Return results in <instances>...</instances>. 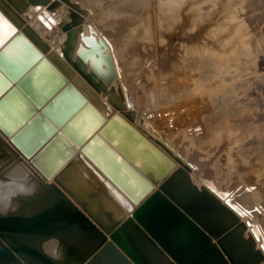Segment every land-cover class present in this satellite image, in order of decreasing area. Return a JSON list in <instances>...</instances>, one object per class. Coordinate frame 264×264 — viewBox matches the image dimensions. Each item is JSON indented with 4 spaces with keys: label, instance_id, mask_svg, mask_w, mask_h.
<instances>
[{
    "label": "water",
    "instance_id": "water-1",
    "mask_svg": "<svg viewBox=\"0 0 264 264\" xmlns=\"http://www.w3.org/2000/svg\"><path fill=\"white\" fill-rule=\"evenodd\" d=\"M31 2L51 9L70 5L64 56L30 25L23 29L34 42L18 30L24 25L21 12ZM76 5L71 0H0V17L15 28L10 34L0 20V118L12 120L9 132L23 124L12 137L20 143L32 126L47 123L53 128L45 142L38 133L27 157L0 134V208L7 210L0 213V264H259L262 255L251 237L244 238L246 223L239 221L233 205L228 207L206 186L199 187L187 164L165 178L175 161L118 113L106 120L83 94L81 89L105 107L98 94L102 91L114 107L123 106L108 88L116 72L107 46L91 25L89 34L81 28ZM13 44L18 54L30 52V58H10L8 47ZM39 75L49 83L43 89L36 88ZM59 85L62 89L55 93ZM108 108L111 114L113 107ZM118 128L145 142L150 153L139 151L142 155L135 158L119 139ZM60 142L66 148L55 154ZM78 146L82 152L59 170ZM140 156L143 161L136 167L133 163ZM145 174L164 181L150 193L154 184ZM123 195L138 205L133 207Z\"/></svg>",
    "mask_w": 264,
    "mask_h": 264
},
{
    "label": "rangeland",
    "instance_id": "rangeland-1",
    "mask_svg": "<svg viewBox=\"0 0 264 264\" xmlns=\"http://www.w3.org/2000/svg\"><path fill=\"white\" fill-rule=\"evenodd\" d=\"M91 1L81 2L99 10L107 3ZM116 8L112 16H99L103 31L141 19L119 47L129 61L137 109L145 111L144 97L164 80L172 92L176 87L180 104L175 98L168 105L185 101L186 114L195 113L202 129L192 136L184 131L186 139L176 137L174 144L258 207L264 220V0H120ZM159 123L169 128L166 120Z\"/></svg>",
    "mask_w": 264,
    "mask_h": 264
},
{
    "label": "bare ground",
    "instance_id": "bare-ground-1",
    "mask_svg": "<svg viewBox=\"0 0 264 264\" xmlns=\"http://www.w3.org/2000/svg\"><path fill=\"white\" fill-rule=\"evenodd\" d=\"M72 2H77V9L81 11V22L79 23L81 28L85 31V33L89 34L90 29L89 25H91V30H95V36L96 38H102L106 44L105 51L108 53V55L113 59L114 63V69L116 72V75L112 79L110 85L108 86L109 89H113L117 99L123 103V106L121 108L114 107L110 101L107 99V96L104 92H98L99 96L106 102L105 107H99L92 99L91 97L84 92L79 86V89L83 92V94L88 98L89 101H92V103L97 106L99 111L106 117V120H109L111 115L118 113L121 118L129 122L134 128H136L143 136H145L151 143L155 144L164 154L168 155L172 160L175 161L176 166L173 167V169L165 176L168 177L175 169H177L179 166H182L183 164H187L190 166V174L193 179V181L200 187V186H206L209 190H211L217 198L226 204L228 207H231L233 205L235 208L231 207V209L235 212V214L238 216L239 221L245 222L246 225L243 230V236L246 240L252 238L254 242L255 249H257L260 254L262 255L260 259L259 264H264V220L262 216L259 213L258 207L254 206L250 202L246 201L245 199H241L238 197L235 192L229 188H226L224 185H222L219 178H216L210 174H207L202 171L203 164L197 162L194 158L186 156L179 148L174 144L176 137H180L181 140L183 136V132L187 133L189 136L192 135H200L201 133V123L199 121V118L195 113H192L191 115L186 114L187 113V104L184 103L185 101L181 98L180 101H182V107L176 106L172 107L168 104L170 102L171 105L173 104V100L175 99V103L177 102V96L174 94V88L173 92L170 90V87L168 85L169 82H166L164 80L163 87L159 89L150 88L147 95L144 97V105H145V111L140 112L139 109H137L135 104V97H134V89H135V83L132 84L130 82L129 76L127 75V64L128 60L124 59L123 56L120 55V42L123 38V35L125 32H129L128 35L131 33L133 34L139 27V24L141 23V19L137 18V16H133L129 21H122L119 22L116 26H114L113 30L106 32L103 31L98 23L101 19H99V16H112L113 14H116V11L118 8L117 3L120 0H110V2L105 3L104 7L99 10L96 8L98 4L95 3V7L87 5L83 6L82 0H71ZM96 1V0H95ZM91 1V2H95ZM98 2V1H97ZM112 3V4H110ZM237 4V3H236ZM238 6V5H237ZM70 5L66 3L58 4L55 9L49 8L46 4L41 3H30L29 6L21 12V15L24 19V25L19 27L18 30L25 33L27 36L28 34L24 31L23 27L28 24L30 25L37 34L45 40L49 46L56 50L59 54L64 56L63 53V44L65 40L68 38V32L69 29L64 28V24L66 22H71V15H70ZM140 19V20H139ZM2 29V27H0ZM30 38V36H28ZM32 40V38H30ZM79 40H81V37L79 35ZM33 41V40H32ZM127 41V38H126ZM34 42V41H33ZM37 45V44H36ZM3 46L0 45V48ZM38 46V45H37ZM41 51L43 52V56H46L51 60L53 63H55L49 56L48 53L45 52L40 46H38ZM20 50L17 48V44H13L10 47H8V52L11 55L10 58L17 54L19 56L18 59H28L30 58V52H24L21 54V52L18 54L16 51ZM40 51V52H41ZM17 55H15L17 57ZM24 56V57H23ZM76 55H74L75 57ZM27 66V68L23 71L21 76H23L25 73H27L33 66V63L37 62V59L32 60ZM24 61L20 60V64H22ZM55 65L59 68V66L55 63ZM89 68L90 62H88ZM2 69V68H1ZM61 70V68H59ZM42 70H45L43 68ZM62 71V70H61ZM63 72V71H62ZM64 73V72H63ZM65 74V73H64ZM67 75V74H65ZM21 76L19 78H21ZM68 76V75H67ZM69 81H73L71 77H68ZM170 80V79H169ZM51 85L55 84L56 82H51L48 80ZM16 82L13 81L12 84H15ZM36 88L37 89H43L46 85H49V83L44 80L43 78H40V75L36 78ZM171 83V82H170ZM175 83V82H174ZM55 90V93H57L59 90H61L62 86ZM186 87V86H185ZM192 89V88H188ZM180 90V89H179ZM182 90V89H181ZM185 90H182L186 92ZM190 90H188L187 93H190ZM194 92V90H192ZM191 92V93H193ZM53 93V94H55ZM185 94L186 96L189 94ZM52 94V96H53ZM177 94V93H176ZM181 94V95H183ZM194 94V93H193ZM196 94V93H195ZM192 95V94H190ZM51 96V97H52ZM143 96V95H142ZM176 96V97H175ZM51 97L47 98L45 102H43L42 105L37 107V110L40 111L42 107L48 102ZM181 97V96H180ZM183 97V96H182ZM188 97V96H187ZM142 98V97H140ZM139 98V100H140ZM180 98H178L179 100ZM189 99V98H188ZM143 101V100H142ZM178 103V102H177ZM180 104V103H178ZM186 104V105H185ZM174 105V104H173ZM177 105V104H176ZM113 107V110L111 114H108V107ZM166 106V107H165ZM168 106V107H167ZM58 105H56L55 108H57ZM162 108H167L164 111L161 110ZM200 114V113H199ZM32 118V116H31ZM28 118L27 122L31 119ZM159 119L166 120L168 129H165L160 123ZM0 121L2 123V127L0 128V134L11 144L18 147L19 153L22 156H26V150L31 149L34 147V145L31 144V142L37 138L38 133L43 135V141L45 142L50 138V136L53 134V128L51 125L47 123H41L39 128L37 129L36 126L32 128V130H28L26 133V136H23L20 141L17 142L12 140V137L20 130L23 124H21L14 132H9L8 128H11L13 126L12 120L7 118H0ZM53 122L52 120H50ZM54 123V122H53ZM58 129H61V126H59ZM40 130L44 131V133H41ZM9 135H7V132ZM95 132H98V128L93 131V133L90 135V138L95 134ZM47 133V134H46ZM118 136L119 139H122L126 143V150L133 154V156L136 158L137 155H140L141 153H138L139 151H145L150 153V150L145 146V142L137 138L135 135H133L130 131L124 130L122 128H118ZM105 137V136H104ZM182 137V138H181ZM88 138L87 140H89ZM106 138V137H105ZM186 139V136L184 137ZM107 139V138H106ZM178 139V138H177ZM85 140V142L87 141ZM109 141V139H107ZM179 140V141H180ZM74 141V140H73ZM183 141V139H182ZM181 141V142H182ZM113 146L114 142L112 143L109 141ZM183 143H181L182 145ZM189 143H187L188 145ZM61 148L57 147V150L55 154L63 152L66 148V144L64 142H60ZM183 146V145H182ZM121 151V150H120ZM195 151V149H194ZM199 151V150H198ZM82 152V146H78V149L76 152L71 154L68 158V160L62 162L60 164L59 170L63 168V166L74 157L77 158L78 154ZM200 152V151H199ZM123 152L121 151V154ZM136 153V154H135ZM195 154H199L198 152H194ZM124 154V153H123ZM122 154V155H123ZM142 155V154H141ZM133 164L137 167V165L141 162V159L143 161V158L140 156L138 157ZM206 163V162H205ZM36 166V165H35ZM41 171V170H40ZM42 172V171H41ZM44 174V172H42ZM45 175V174H44ZM146 175V174H145ZM46 176V175H45ZM147 176V175H146ZM48 177V176H47ZM151 182L154 184L153 189L150 191V193L154 192L156 189L159 188L160 184L164 180L154 181L149 176H147ZM54 180V175L52 174L50 176ZM158 179V177H156ZM218 193H217V192ZM122 196V194H121ZM124 196V195H123ZM125 197V196H124ZM229 197V202L226 201V199ZM126 200L130 204H132L133 207L137 206L138 203H134L132 200H129L128 197H125ZM230 203V204H229ZM254 206V207H253ZM130 214V211L128 210V215Z\"/></svg>",
    "mask_w": 264,
    "mask_h": 264
},
{
    "label": "snow or ice",
    "instance_id": "snow-or-ice-1",
    "mask_svg": "<svg viewBox=\"0 0 264 264\" xmlns=\"http://www.w3.org/2000/svg\"><path fill=\"white\" fill-rule=\"evenodd\" d=\"M0 20H2L3 23H4L6 26L9 27V29H10V34L15 33V28L12 27L11 25H9V23H8V21H7L6 19H4L3 17H0ZM2 42H3V41H0V43H2Z\"/></svg>",
    "mask_w": 264,
    "mask_h": 264
},
{
    "label": "clouds",
    "instance_id": "clouds-1",
    "mask_svg": "<svg viewBox=\"0 0 264 264\" xmlns=\"http://www.w3.org/2000/svg\"><path fill=\"white\" fill-rule=\"evenodd\" d=\"M6 209L0 208V213L6 212Z\"/></svg>",
    "mask_w": 264,
    "mask_h": 264
}]
</instances>
